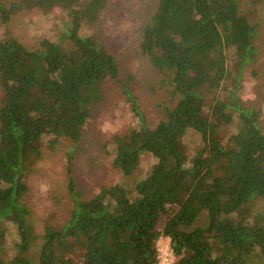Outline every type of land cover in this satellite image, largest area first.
<instances>
[{
  "label": "trees",
  "instance_id": "trees-1",
  "mask_svg": "<svg viewBox=\"0 0 264 264\" xmlns=\"http://www.w3.org/2000/svg\"><path fill=\"white\" fill-rule=\"evenodd\" d=\"M106 5L17 0L5 10L0 3L3 23L12 10L60 7L67 15L60 43L43 39L28 49L11 36L0 40V264H158L159 238L170 239L173 264L264 261V214L251 221L243 213L252 200L264 199V129L258 112L237 99L243 74L257 58L256 28L240 0H157L140 50L168 88L170 102L153 126L130 78L122 80L116 58L97 37L81 33L99 21ZM107 81L119 85L135 121L108 144L112 166L130 176L142 155L155 163L135 182L133 197L113 185L82 200L70 179L74 208L68 221L58 230L45 226L30 257L37 235L24 202L26 163L46 137L51 149L61 139L80 140ZM227 82L228 95L208 103ZM228 109L237 113V123L222 140L219 128L233 120ZM188 132L200 140L193 151L184 144ZM201 214L206 224L192 228ZM10 229L18 242L15 256L6 260Z\"/></svg>",
  "mask_w": 264,
  "mask_h": 264
},
{
  "label": "rangeland",
  "instance_id": "rangeland-1",
  "mask_svg": "<svg viewBox=\"0 0 264 264\" xmlns=\"http://www.w3.org/2000/svg\"><path fill=\"white\" fill-rule=\"evenodd\" d=\"M17 0H0L5 10H10ZM241 11L246 13L255 25L256 35L254 46L257 51L256 62L249 65L240 83L237 99L247 109H254L260 115V124L264 129V0H240ZM157 8V0H107L99 21L91 28H83L82 34L97 37L106 50L112 54L119 65L120 76L126 81L130 78V89L138 98L140 109L148 124L153 126L162 118L161 106L169 104L170 95L167 87L162 85L161 77L151 66L149 59L140 50L142 31L147 26ZM6 23L0 15V40L11 36L28 49H37L43 39L60 43V37L67 22L66 12L60 7L49 11L39 8L12 10ZM67 40L62 46L67 47ZM207 97L228 95L231 88L229 82ZM102 101L90 108V118L82 129L78 142L61 139L54 149L44 138L35 154L27 161L28 170L25 182L28 191L24 202L30 210L29 221L37 235L36 243L30 251L35 257L40 244V236L45 226L54 230L60 229L69 219L74 208V201L68 186L71 179L75 193L82 200L95 196L101 187L119 185L130 192L133 197L134 184L141 179L155 163L149 154L141 156L139 164L130 176H124L112 166L111 157L107 152L108 144L116 135H122L135 126L128 104L120 87L113 81H107L103 87ZM0 88V101L2 98ZM233 120L219 128L218 136L226 139L236 128L237 113L227 110ZM184 144L189 151L200 146L199 138L191 132L184 136ZM245 218L258 220L264 214V199L252 200L243 211ZM232 217V216H231ZM164 220V219H162ZM161 222H164L162 221ZM205 214H201L193 227L206 224ZM162 224H159V229ZM160 246L166 251L169 243L161 238ZM18 242L14 229H10L5 242V259L9 260L16 254L15 244ZM170 263L175 258L170 252ZM251 264H264L254 259Z\"/></svg>",
  "mask_w": 264,
  "mask_h": 264
},
{
  "label": "built area",
  "instance_id": "built-area-1",
  "mask_svg": "<svg viewBox=\"0 0 264 264\" xmlns=\"http://www.w3.org/2000/svg\"><path fill=\"white\" fill-rule=\"evenodd\" d=\"M161 238H159L158 242H157V251H158V264H171L169 260L171 255L170 252L172 253L171 249H170V239L166 238L167 240H169V243L167 245H165V247L167 248L166 251H164L160 246L162 245V241L160 240ZM161 244V245H160Z\"/></svg>",
  "mask_w": 264,
  "mask_h": 264
}]
</instances>
